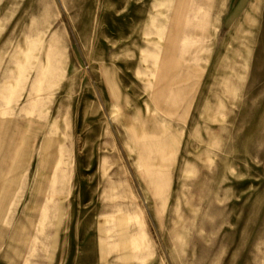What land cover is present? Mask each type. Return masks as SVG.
<instances>
[{
	"label": "rangeland",
	"instance_id": "rangeland-1",
	"mask_svg": "<svg viewBox=\"0 0 264 264\" xmlns=\"http://www.w3.org/2000/svg\"><path fill=\"white\" fill-rule=\"evenodd\" d=\"M215 1L0 0V264H264V0Z\"/></svg>",
	"mask_w": 264,
	"mask_h": 264
},
{
	"label": "crops",
	"instance_id": "crops-1",
	"mask_svg": "<svg viewBox=\"0 0 264 264\" xmlns=\"http://www.w3.org/2000/svg\"><path fill=\"white\" fill-rule=\"evenodd\" d=\"M261 0H224L222 10L220 12L221 18V26L220 28H226L227 25L231 24L233 21L236 20L234 25L238 21L241 20L243 17L244 21H248L250 18V13L252 10H254L259 4ZM221 3H217L215 0H208L207 2V8H208V26L209 27V22L213 21L215 22L216 19V14L218 10H220ZM238 30L241 29V24H238L236 27ZM13 184L14 180L12 178L7 181V183ZM37 196L32 197V204L33 200L36 199ZM25 237V236H24ZM10 241L8 240L7 243H4L2 241V237L0 236V247H5V249L1 248L2 252L4 253L5 259L11 262L18 263L20 262V259L24 257V250H23V242L17 243L18 245L15 246L16 241L14 236L10 237ZM10 244V245H9ZM12 246V248H11ZM10 247V248H9Z\"/></svg>",
	"mask_w": 264,
	"mask_h": 264
},
{
	"label": "bare ground",
	"instance_id": "bare-ground-1",
	"mask_svg": "<svg viewBox=\"0 0 264 264\" xmlns=\"http://www.w3.org/2000/svg\"><path fill=\"white\" fill-rule=\"evenodd\" d=\"M207 2L208 0H186L184 5V11L187 14L186 27L194 30L197 42H200L201 30L208 22Z\"/></svg>",
	"mask_w": 264,
	"mask_h": 264
}]
</instances>
